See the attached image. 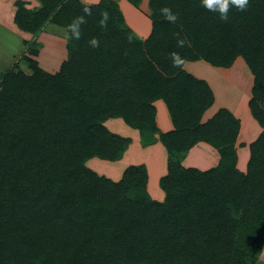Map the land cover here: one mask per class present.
Here are the masks:
<instances>
[{"label": "trees", "instance_id": "obj_1", "mask_svg": "<svg viewBox=\"0 0 264 264\" xmlns=\"http://www.w3.org/2000/svg\"><path fill=\"white\" fill-rule=\"evenodd\" d=\"M38 1L37 12L20 8L22 30L36 34L50 22L67 31L81 16L85 23L80 39L67 40L58 73L28 59L30 75L11 70L0 84V264H256L264 244V0L244 10L229 2L227 19L204 0H151L146 41L126 26L116 0ZM238 57L255 77L249 107L263 128L246 173L234 147L239 121L221 110L201 124L213 93L182 69L200 60L230 68ZM157 100L175 127L161 136L169 152L164 202L150 197L144 165L119 181L87 167L93 158L120 161L130 145L107 129L111 118L152 143ZM199 142L219 152L217 167L181 165Z\"/></svg>", "mask_w": 264, "mask_h": 264}, {"label": "crops", "instance_id": "obj_2", "mask_svg": "<svg viewBox=\"0 0 264 264\" xmlns=\"http://www.w3.org/2000/svg\"><path fill=\"white\" fill-rule=\"evenodd\" d=\"M79 1L84 6L93 7L104 0ZM116 3L123 14L126 26L140 40L146 41L149 39L153 33L154 24L150 9L151 0H116ZM16 6L30 13L41 9V4L38 0H0V73L10 71L15 64H18L21 58L25 57V52L33 49L31 46H37V48L42 50L39 53L37 50L36 53L39 67L50 74L58 73L65 62V57L67 60L68 55L66 29L46 22L36 34L24 31L19 26H16L15 15L20 10ZM49 43H53L52 48L55 50L54 53H56L55 56H50L51 60L47 54H43V50L46 51L45 46L47 47ZM59 57H63V60L59 70L55 72V62H57L55 60ZM182 69L191 77L203 82L213 93L214 103L203 115L201 124H206L221 110L228 111L239 121V133L234 147L237 152V169L246 173L250 158V145L263 132L259 123L252 117L249 107L253 96L252 90L255 77L247 63L242 57H238L233 66L228 69L215 67L204 60H200L186 62ZM219 83L227 84L237 89L238 97L233 103L226 104L221 102L222 100L219 99L220 95H217V88H219L217 85ZM154 106L156 108L155 125L157 132L153 134L154 141L150 144L148 142L144 144L145 139L141 136L140 131L127 125L123 119L112 118L107 121L106 126L110 125L114 134L130 140V145L123 158L119 162L111 163L113 168L120 163H123V167L120 171H112L110 174L115 177L114 181H119L128 167L144 165L148 173V193L153 200L164 202L166 195L160 187V181L168 173L169 152L162 143L161 136L172 133L175 127L166 102L157 100ZM139 154L147 155L137 159V156L140 157ZM130 156L131 159L127 162ZM219 162V152L210 144L199 142L188 151L181 165L184 168H195L205 172L217 167Z\"/></svg>", "mask_w": 264, "mask_h": 264}, {"label": "rangeland", "instance_id": "obj_3", "mask_svg": "<svg viewBox=\"0 0 264 264\" xmlns=\"http://www.w3.org/2000/svg\"><path fill=\"white\" fill-rule=\"evenodd\" d=\"M20 3V2H19ZM21 5H23L22 3H20ZM16 8H20V7H18V6H16ZM150 9H151V7H150ZM152 11V10H151ZM19 15H20V17L22 18V16H21V14H19V12L15 15V22L17 23V20H18V18H19ZM152 16V15H151ZM8 17H9V15H8ZM13 18V17H12ZM13 21V20H12ZM132 21V20H131ZM17 27H18V23H17V25H16ZM25 38V37H24ZM29 42V41H28ZM48 42H50V41H48ZM52 42V41H51ZM30 43V42H29ZM40 43V42H39ZM53 43H49L48 45H47V47L45 46V48H46V51L45 50H43L44 52H43V54L44 55H46L47 54V56L49 57V59L51 60V58H50V56L52 55V56H55L56 55V53H54V49L52 48L53 47V45H52ZM27 46H29V45H27ZM32 48H34L33 46H31ZM37 47V46H36ZM38 50V53H39V51H42L41 50V48H38L37 49ZM26 54L24 55L25 57H23V58H21L20 59V61H18V64H15L12 68H11V70L12 71H18V70H22L25 74H27V75H30L31 73H32V69L29 67V65H28V59H31V60H33L34 62H36V64L38 65V67H39V63H38V61H37V59H36V54H34L33 53V50H29L28 52H25ZM63 57H59L58 59H56L55 61H57V62H55V65H56V67H55V72H57L58 70H59V67H60V64H61V61L63 60L62 59ZM65 61H66V57H65ZM20 62V63H19ZM233 66V65H232ZM229 69V68H228ZM10 70V71H11ZM43 70V69H42ZM9 71H7V72H1L0 73V84H1V82H2V79L4 78V76L8 73ZM46 72V71H45ZM241 73H243V72H241ZM50 74V73H49ZM56 74V73H55ZM219 88H217L218 89V93H217V95H220V97H219V99L220 100H222L221 102H223V103H226V104H231V103H233L236 99H237V97H238V93H237V89H235V88H232V86H230V85H227V84H223V83H219L218 85H217ZM253 117V116H252ZM254 118V117H253ZM112 119V118H111ZM108 121V120H107ZM107 121L105 122V126H106V123H107ZM257 121V120H256ZM258 122V121H257ZM251 125V124H250ZM107 127V126H106ZM247 128H249L248 126H247ZM262 128V127H261ZM107 129L110 131V132H112L113 133V131H112V127L110 126V125H108V127H107ZM263 129V128H262ZM257 140H255V142H256ZM254 143V142H253ZM252 143V144H253ZM251 146V145H250ZM250 150V149H249ZM246 151H248L247 149H246ZM140 155V154H139ZM146 155L147 154H144V155H140V157H136L137 159H141V158H143L144 156L146 157ZM250 157H251V152H250ZM130 159H131V156L129 157V159L127 160V162L128 161H130ZM93 160H96V161H93ZM135 160V159H134ZM249 160H250V158H249ZM119 162V161H118ZM105 163V164H104ZM111 163H113V162H109V161H103V160H100V159H97V158H93V159H91V160H89L88 162H87V167L89 168V169H91L92 171H94V172H96L99 176H104V177H107V178H109V179H115V177L114 176H112L111 174H110V172H112V171H120V169L123 167V163L121 164H117V165H115V167L113 168L112 166V164ZM111 165V166H110ZM151 197V196H150ZM152 198V197H151ZM256 264H264V244H263V247H262V251H261V255H260V258H259V260H258V262L256 263Z\"/></svg>", "mask_w": 264, "mask_h": 264}, {"label": "clouds", "instance_id": "obj_4", "mask_svg": "<svg viewBox=\"0 0 264 264\" xmlns=\"http://www.w3.org/2000/svg\"><path fill=\"white\" fill-rule=\"evenodd\" d=\"M229 2H231L232 5H235L238 7L240 10H244L246 6L249 3V0H204L205 5L208 8L211 9H217L221 12L222 18L227 19V11L229 8ZM90 14V10H86ZM163 13L165 14L166 18L169 21L175 22L177 20V15L174 14L171 9L169 8H164L162 9ZM107 20H108V15L107 13L104 14L103 19L101 20V25L102 26H107ZM85 23V19L83 16L77 17L76 19L73 20V22L68 26V30L66 33V38L67 39H80L81 37V25ZM90 45L95 48L99 47V40L97 38H92L89 41ZM181 44H183V41H181Z\"/></svg>", "mask_w": 264, "mask_h": 264}]
</instances>
